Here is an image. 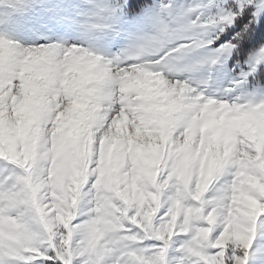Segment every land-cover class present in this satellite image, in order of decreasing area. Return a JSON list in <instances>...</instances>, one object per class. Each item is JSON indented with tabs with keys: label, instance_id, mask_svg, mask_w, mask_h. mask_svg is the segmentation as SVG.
<instances>
[{
	"label": "clouds",
	"instance_id": "clouds-1",
	"mask_svg": "<svg viewBox=\"0 0 264 264\" xmlns=\"http://www.w3.org/2000/svg\"><path fill=\"white\" fill-rule=\"evenodd\" d=\"M128 9L0 24V264H264V0Z\"/></svg>",
	"mask_w": 264,
	"mask_h": 264
},
{
	"label": "rangeland",
	"instance_id": "rangeland-1",
	"mask_svg": "<svg viewBox=\"0 0 264 264\" xmlns=\"http://www.w3.org/2000/svg\"><path fill=\"white\" fill-rule=\"evenodd\" d=\"M148 2H151V0H149ZM22 3L23 0H20L19 3H16L15 0H13V2L9 3L6 7H0V24L5 25L4 31L7 32L8 34L30 36L31 35L30 29L39 27L42 24L46 23V20H42L39 16L23 15L21 10ZM135 3H138V0H128L129 15L125 17L126 20L125 27L133 32L136 31L137 28L142 23L141 17H135L132 14L131 6L134 7ZM138 10L139 9H137V11ZM259 29H260V24L257 26V31ZM258 44L259 42L257 41L253 47L258 46Z\"/></svg>",
	"mask_w": 264,
	"mask_h": 264
},
{
	"label": "snow or ice",
	"instance_id": "snow-or-ice-1",
	"mask_svg": "<svg viewBox=\"0 0 264 264\" xmlns=\"http://www.w3.org/2000/svg\"><path fill=\"white\" fill-rule=\"evenodd\" d=\"M244 21H240L239 24H237L236 28L232 29L223 39L227 40L230 39L235 33L239 32L241 25H243ZM238 40L241 41L240 45V52L246 53L250 48L254 46V44L260 40L264 39V32L256 33L255 36H239L237 37ZM261 252H264V249L257 250V255H259ZM247 259V257H246ZM48 264H54V261H49Z\"/></svg>",
	"mask_w": 264,
	"mask_h": 264
},
{
	"label": "trees",
	"instance_id": "trees-1",
	"mask_svg": "<svg viewBox=\"0 0 264 264\" xmlns=\"http://www.w3.org/2000/svg\"><path fill=\"white\" fill-rule=\"evenodd\" d=\"M149 1V0H148ZM143 0H138V3H142ZM131 11H132V6H131ZM261 32H264V21H262L260 23V29L257 31V33H261ZM261 41H264V39H260L258 40V42L260 43Z\"/></svg>",
	"mask_w": 264,
	"mask_h": 264
}]
</instances>
